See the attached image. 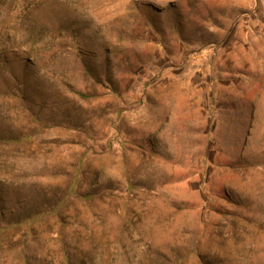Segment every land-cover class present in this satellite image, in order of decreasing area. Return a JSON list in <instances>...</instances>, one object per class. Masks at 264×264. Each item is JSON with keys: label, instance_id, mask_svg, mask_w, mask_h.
Masks as SVG:
<instances>
[{"label": "rangeland", "instance_id": "1", "mask_svg": "<svg viewBox=\"0 0 264 264\" xmlns=\"http://www.w3.org/2000/svg\"><path fill=\"white\" fill-rule=\"evenodd\" d=\"M0 264H264V0H0Z\"/></svg>", "mask_w": 264, "mask_h": 264}]
</instances>
